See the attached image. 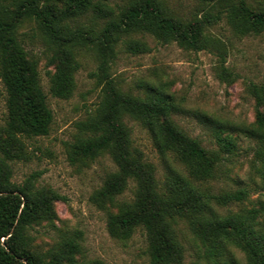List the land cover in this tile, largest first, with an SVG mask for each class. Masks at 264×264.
I'll return each instance as SVG.
<instances>
[{"label": "trees", "instance_id": "1", "mask_svg": "<svg viewBox=\"0 0 264 264\" xmlns=\"http://www.w3.org/2000/svg\"><path fill=\"white\" fill-rule=\"evenodd\" d=\"M210 2L200 16L182 18L171 12L165 0H127L116 10L107 0H0V80L6 91V120L0 127V264H105L99 259L79 258L78 233L63 235L54 245L38 250L33 245L35 226L52 223L57 216L55 201L64 198L36 184L39 171L30 172L20 183L12 181V161H28L32 153L25 138L46 135L52 111L42 88L37 62L25 49L17 30L31 20L48 50L46 65L49 91L68 98L74 90L78 67L76 52L90 46L97 68L92 72L100 87L93 112L79 121L82 135L69 143V162L85 163L107 153L115 170L109 171L90 196L107 212V231L112 237L129 238L141 228L147 242L150 264H182L183 249L174 226L184 219L204 246L209 264H264V202L258 206L221 214L215 206L241 202L244 188L219 194L203 188L214 178L219 160L200 141L189 136L170 117L175 110L172 96L146 83L143 95L123 91L110 74L114 46L123 35L149 34L159 42H175L185 50H221V41L208 28L224 19L236 35L264 31V8L251 7L246 0H200ZM91 12L103 25L96 33L70 23ZM126 50L148 49L139 39H126ZM218 76L231 80L234 74L224 65L219 51ZM247 92L254 99V120L244 129L257 141L256 172L264 195V83L250 81ZM131 118L152 135L158 152L171 153L186 175L175 170L158 183L154 167L143 160L131 140L125 119ZM218 151L230 152L234 138L222 126L213 132ZM132 185L129 198H122ZM243 253L241 263L232 252Z\"/></svg>", "mask_w": 264, "mask_h": 264}, {"label": "rangeland", "instance_id": "2", "mask_svg": "<svg viewBox=\"0 0 264 264\" xmlns=\"http://www.w3.org/2000/svg\"><path fill=\"white\" fill-rule=\"evenodd\" d=\"M259 10L264 0H246ZM114 8L127 0H107ZM171 12L182 18L200 16L210 2L200 0H165ZM98 32L103 21L93 18L91 12L70 23ZM17 33L29 55L37 62L40 82L52 111V122L46 135L25 138L26 148L32 153L28 161H12V181L20 183L30 172L39 171L36 184L54 190L64 198L55 201L56 219L41 223L32 230L33 245L45 250L57 243L63 235L78 233L83 260L99 259L105 264H150L147 242L141 228H136L129 238L112 237L106 226L107 212L113 207L100 208L90 196L98 188L105 175L115 170V164L107 153H102L85 163H71L67 157L69 143L82 135L78 122L86 119L99 99L100 87L92 72L97 60L90 46L76 52L78 67L74 73V90L68 98L53 96L49 91L46 65L48 50L31 20L21 23ZM208 33L221 41V50H185L175 42L163 43L149 34L123 35L114 46L110 61V74L123 91L143 95L146 83L160 87L169 93L175 103L171 119L189 136L197 138L219 160L215 176L202 184L212 193L244 188L248 196L241 202L215 206L225 214L264 202L259 175L256 172L257 141L244 132L254 120V99L247 92L250 81L264 83V31L257 35H236L224 19L208 28ZM143 40L148 49L142 52L126 50V39ZM219 51H223L224 65L234 74L231 80L218 76ZM6 91L0 80V127L6 120ZM125 122L131 132L133 146L140 151L143 160L154 167L159 184L169 170L186 175L181 163L171 153L156 149L151 133L131 118ZM222 126L225 133L234 138L230 152L218 151L213 132ZM132 185L122 198H129ZM264 222V217H263ZM264 229V226H263ZM175 236L183 249L182 264H209L204 246L192 233L184 219L174 226ZM232 252L243 263V253L237 248Z\"/></svg>", "mask_w": 264, "mask_h": 264}]
</instances>
